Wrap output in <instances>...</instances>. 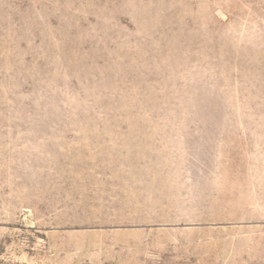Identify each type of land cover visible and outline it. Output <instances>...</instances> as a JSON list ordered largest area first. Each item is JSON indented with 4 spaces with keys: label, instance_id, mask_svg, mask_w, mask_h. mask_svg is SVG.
Listing matches in <instances>:
<instances>
[{
    "label": "rangeland",
    "instance_id": "rangeland-1",
    "mask_svg": "<svg viewBox=\"0 0 264 264\" xmlns=\"http://www.w3.org/2000/svg\"><path fill=\"white\" fill-rule=\"evenodd\" d=\"M0 264H264V0H0Z\"/></svg>",
    "mask_w": 264,
    "mask_h": 264
}]
</instances>
